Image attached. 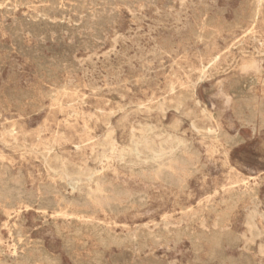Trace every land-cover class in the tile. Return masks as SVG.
<instances>
[{
	"label": "rangeland",
	"instance_id": "obj_1",
	"mask_svg": "<svg viewBox=\"0 0 264 264\" xmlns=\"http://www.w3.org/2000/svg\"><path fill=\"white\" fill-rule=\"evenodd\" d=\"M24 1L0 0V175L10 171L25 193L37 196L50 182L37 149L52 143L51 153L60 160L103 171L121 192L122 208L87 205V215L115 237L103 242L90 230L76 235L80 222L72 226L70 218L36 202L21 205L19 215L0 206V264H25L24 252L34 264H229L233 259L231 264H264V54L253 55L255 46L264 47V0ZM113 11L120 15L112 17ZM72 43L77 46L73 51ZM248 77L257 84L251 87L250 101L240 103L232 89ZM183 89L192 91V98L177 110L169 100ZM202 110L212 116L208 122ZM198 118L200 127L208 124L219 137L199 134L192 127ZM142 127L190 143L192 168L178 182L163 180L150 167L131 170L119 162L118 151L107 152L113 157L108 162L93 160V142L109 143L104 137L108 133L118 150L128 149ZM56 182L69 196L70 188ZM130 195L142 199L128 204ZM216 236L219 243L214 245Z\"/></svg>",
	"mask_w": 264,
	"mask_h": 264
},
{
	"label": "bare ground",
	"instance_id": "obj_2",
	"mask_svg": "<svg viewBox=\"0 0 264 264\" xmlns=\"http://www.w3.org/2000/svg\"><path fill=\"white\" fill-rule=\"evenodd\" d=\"M18 1V0H17ZM22 1V0H21ZM45 1V0H44ZM48 2V0H46ZM45 1V2H46ZM55 1V0H54ZM57 1V0H56ZM98 1V0H97ZM102 1H106V0H101V3ZM112 2V0H110ZM119 1V0H118ZM121 1H124V0H121ZM128 1V0H127ZM127 1H124V3L126 2L127 4ZM137 1V0H135ZM140 1V0H139ZM146 1V0H145ZM151 1V0H150ZM153 1V0H152ZM167 1V0H166ZM174 1V0H173ZM191 1V0H190ZM213 2V0H211ZM216 1V0H215ZM260 1V0H259ZM6 2V1H5ZM13 2V1H12ZM11 2V3H12ZM25 1L23 0V3ZM50 2V1H49ZM53 2V1H52ZM50 3L49 5H52L53 3ZM67 2V1H66ZM73 2L76 3V0ZM72 2V3H73ZM85 1H83V4H84ZM90 2V1H89ZM96 3V1H94ZM117 2V1H116ZM144 2V1H143ZM172 2V0H171ZM196 2V1H195ZM217 2V1H216ZM21 3V2H20ZM61 3V2H59ZM65 3V1H64ZM79 3V2H78ZM76 3V4H78ZM92 5H93V2H90ZM110 3V2H109ZM121 3V2H120ZM122 3V5L124 4ZM132 3V2H131ZM146 3V2H145ZM16 4V3H15ZM69 4V3H67ZM75 4V5H76ZM89 4V5H91ZM114 4V2H113ZM130 4V3H129ZM149 4V3H148ZM172 4V3H171ZM1 5V4H0ZM33 5V4H32ZM66 5V4H65ZM82 5V3H81ZM96 5V4H95ZM94 5V6H95ZM99 5V4H98ZM133 5V4H132ZM132 5H130V8L132 7ZM135 5V4H134ZM139 5V4H138ZM190 5V4H189ZM14 6V5H13ZM38 6V5H36ZM40 6V5H39ZM38 6V8H39ZM59 6V5H58ZM64 6V5H62ZM68 6V5H67ZM78 7V5H76ZM103 6H105V4H103ZM111 6V5H110ZM152 6V5H151ZM170 5H168L169 7ZM194 6V5H193ZM217 6V5H216ZM246 6V5H245ZM5 7V6H4ZM23 7V6H22ZM56 7V6H55ZM54 7V8H55ZM65 7V6H64ZM91 7V6H90ZM89 7V8H90ZM98 7V6H97ZM101 7V6H100ZM106 7H108V4L106 5ZM112 7V6H111ZM111 7H108L109 10ZM128 7V5H127ZM8 8V7H7ZM17 8V7H16ZM51 8V6H50ZM59 8V7H58ZM57 8V9H58ZM71 8V7H70ZM68 8V9H70ZM79 8V7H78ZM82 8V7H80ZM79 8V9H80ZM88 8V9H89ZM105 8V7H104ZM49 9V8H48ZM56 9V10H57ZM64 9V8H63ZM67 9V10H68ZM73 9V7H72ZM75 9V8H74ZM101 9V8H100ZM114 9V8H113ZM117 9H118V5H117ZM132 9V8H131ZM167 9V8H166ZM169 9V8H168ZM194 9V8H193ZM224 9V8H223ZM239 9V8H238ZM102 10H105V9H102ZM134 10V9H132ZM158 10V9H157ZM170 10V9H169ZM172 10V8H171ZM253 10V9H252ZM28 11V10H27ZM47 11V10H46ZM45 12L46 15H49L47 14V12ZM50 12V10H48ZM62 11V10H61ZM69 11V10H68ZM72 11V10H71ZM71 11H69L71 13ZM76 11V10H75ZM80 10H78L79 12ZM91 11V10H90ZM101 11V10H100ZM108 11V9H107ZM106 11V13H107ZM119 11V10H118ZM137 11V10H136ZM142 11V9H141ZM140 11V12H141ZM31 12H34L31 11ZM43 12V13H44ZM56 12V11H55ZM58 12H60L58 10ZM57 12V13H58ZM68 12V13H69ZM83 12V11H81ZM86 12V11H85ZM88 12V11H87ZM95 12V11H94ZM109 12V11H108ZM139 12V13H140ZM156 12V11H155ZM170 12V11H169ZM201 12V11H200ZM37 13V12H36ZM42 13V14H43ZM53 13V12H52ZM62 13V12H61ZM67 13V12H66ZM76 13V12H75ZM74 13V14H75ZM91 13V12H90ZM102 13V12H100ZM99 13V14H100ZM104 13V12H103ZM134 13V12H133ZM165 13V12H164ZM9 14V13H8ZM39 14V13H38ZM44 14V15H45ZM92 14V13H91ZM90 14V16H91ZM111 14V13H109ZM108 14V15H109ZM114 11H113V14L114 15ZM116 14H118L116 12ZM115 14V15H116ZM137 14V13H135ZM146 14V13H145ZM180 14V13H179ZM183 14V13H182ZM234 14H235V11H234ZM34 15V14H33ZM62 15V14H61ZM60 15V16H61ZM80 15V14H79ZM98 15V14H96ZM94 15V17L96 16ZM102 18H103V14H101ZM120 15V14H118ZM129 15V14H127ZM52 16V15H51ZM55 16H58V15H55ZM63 16V15H62ZM65 16V15H64ZM78 16V15H77ZM76 16V17H77ZM93 16V15H92ZM106 16V14H105ZM117 16V15H116ZM131 16H134L133 14ZM140 16V15H139ZM31 17V16H30ZM79 17V16H78ZM88 18H91L89 16H87ZM99 17V16H98ZM113 17V16H112ZM112 17L110 19H112ZM241 17V16H240ZM25 18V17H24ZM28 19V17H26ZM36 18L37 20V17H34V19ZM52 18V17H51ZM54 18V17H53ZM52 18V19H53ZM61 17H59L60 19ZM69 18H70V15H69ZM97 18V17H96ZM107 18V17H106ZM235 18V17H234ZM242 18V17H241ZM16 19V18H15ZM62 19V18H61ZM81 19V18H80ZM100 19V18H99ZM115 20H118L116 19V17L114 18ZM161 19V18H160ZM243 19V18H242ZM252 22H254V19H255V16L252 17ZM13 20V19H12ZM18 20V19H17ZM22 20V18H21ZM64 20V19H63ZM68 20V19H67ZM72 20V19H71ZM82 20V19H81ZM80 20V21H81ZM86 20V19H85ZM91 20V19H90ZM97 20V19H96ZM105 20V19H104ZM109 20V19H107ZM114 20V22H115ZM136 20V19H134ZM6 21V20H4ZM16 21V20H14ZM26 21V20H25ZM24 21V22H25ZM70 21V20H69ZM75 21V20H73ZM79 21V19H78ZM84 21V20H83ZM100 21V20H99ZM98 21V22H99ZM139 21V20H138ZM164 21V19L162 20ZM179 21V20H178ZM181 21V20H180ZM17 22H20V21H17ZM23 22V24H24ZM41 22V21H40ZM76 22V21H75ZM93 22V21H92ZM101 22V21H100ZM105 22V21H104ZM103 22V23H104ZM111 22V21H109ZM165 22V21H164ZM15 23V22H14ZM80 23V22H79ZM87 25V21L84 22L83 24ZM102 23V22H101ZM100 23V24H101ZM168 23V22H167ZM186 23V22H185ZM188 23V22H187ZM22 24V25H23ZM26 24V23H25ZM29 24V23H28ZM27 24V25H28ZM77 24V22L75 23ZM98 24V23H96ZM112 24V23H111ZM190 24V23H189ZM8 25V24H7ZM18 25V23L16 24V26ZM71 25V24H70ZM89 25V24H88ZM95 25V24H94ZM107 25V24H106ZM114 25V24H113ZM162 25V24H161ZM191 25V24H190ZM193 25V24H192ZM9 26V25H8ZM8 26H5L6 28ZM12 26V25H11ZM15 26V27H16ZM25 26V25H24ZM23 26V28H24ZM104 26V24H103ZM102 26V27H103ZM109 26V25H108ZM188 26V25H187ZM2 27V25L0 26ZM14 27V28H15ZM63 27V26H62ZM88 27V26H87ZM95 27V26H94ZM93 27V28H94ZM101 27V26H100ZM149 27V26H148ZM193 27V26H191ZM199 27V26H198ZM13 28V29H14ZM18 28V26L16 27ZM22 28V29H23ZM33 28V27H32ZM32 28H30V30H32ZM91 28V27H90ZM96 28V27H95ZM94 28V29H95ZM106 28V27H105ZM12 29V30H13ZM19 29V28H18ZM28 29V28H27ZM61 29V27H60ZM89 29V28H88ZM92 29V28H91ZM98 30H101L99 29V27L97 28ZM156 29V28H155ZM159 29V28H158ZM157 29V30H158ZM5 30V29H4ZM7 30H9L7 28ZM15 30V29H14ZM17 30V29H16ZM25 30V29H24ZM43 30V29H42ZM67 30V29H66ZM65 32H68L66 31ZM80 30V29H79ZM84 30V29H83ZM87 30V29H86ZM93 30V29H92ZM91 30V31H92ZM200 30V29H199ZM10 31V30H9ZM18 31V30H17ZM34 31V30H33ZM48 31V30H47ZM50 31V30H49ZM48 31V32H49ZM55 31V30H53ZM51 31V32H53ZM85 31V30H84ZM96 31V30H95ZM149 31V30H148ZM21 32V30H20ZM23 32V30H22ZM28 32V31H27ZM39 32V31H36V33ZM50 32V33H51ZM63 32V31H62ZM71 32V31H70ZM97 32V31H96ZM103 33V31H101ZM8 33V32H7ZM11 33L13 34V32L11 31ZM15 33V32H14ZM24 33V32H23ZM87 33V32H86ZM94 33V32H93ZM155 33V32H154ZM18 34V33H17ZM26 34V33H25ZM54 35L57 36V34H55L53 32ZM66 34V33H65ZM68 34V33H67ZM88 34V33H87ZM89 34H90V31H89ZM95 34V33H94ZM97 36H101V34H98L96 33ZM106 34V33H105ZM115 34V33H114ZM113 34V35H114ZM15 34H13L14 36ZM22 35V34H21ZM31 35V33H30ZM34 35V34H33ZM38 35V33H37ZM60 35V34H59ZM58 35V37H59ZM72 35V34H71ZM75 35V34H74ZM78 35V34H77ZM81 35H84L83 33ZM2 36V35H1ZM0 36V38H1ZM19 36V34H18ZM16 36V37H18ZM42 36V34H41ZM39 36V37H41ZM45 36V35H44ZM62 36V35H61ZM85 36V35H84ZM83 36V40L85 39ZM93 36V34H92ZM15 37V38H16ZM27 37V36H26ZM43 37V36H42ZM41 37V38H42ZM47 37V36H46ZM45 37V38H46ZM52 37V36H51ZM73 37V36H72ZM88 37V36H86ZM95 37V36H94ZM20 38V37H19ZM35 38V37H34ZM43 38V39H45ZM70 38V37H69ZM89 38H93V37H90ZM88 38V40H89ZM103 38V37H102ZM2 39V38H1ZM31 39V38H30ZM33 39V38H32ZM43 39H42V42H43ZM48 39V38H47ZM46 39V40H47ZM57 39V37L55 38V40ZM75 39V38H74ZM80 39V38H79ZM87 39V38H86ZM94 39V38H93ZM96 39V38H95ZM94 39V40H95ZM19 40V39H18ZM41 40V39H40ZM39 40V41H40ZM45 40V41H46ZM54 40V41H55ZM62 40V39H61ZM60 40V41H61ZM87 40V41H88ZM99 41L100 38L98 39ZM103 40V39H102ZM15 41V39H14ZM38 41V42H39ZM44 41V42H45ZM86 41V40H84ZM113 41V40H112ZM111 41V42H112ZM69 42V41H68ZM76 42V41H75ZM109 42V41H108ZM166 42V41H165ZM18 43V42H17ZM16 43V44H17ZM41 43V42H40ZM50 43V42H49ZM70 43V42H69ZM74 43V42H73ZM73 43L71 44V51L75 50L76 47H74ZM84 43V42H83ZM99 43V42H98ZM104 43V42H103ZM114 43V42H113ZM124 43V42H123ZM1 44V43H0ZM15 44V42H14ZM42 44V43H41ZM44 44V43H43ZM53 44V43H52ZM60 44V43H59ZM80 44V43H79ZM78 44V45H79ZM88 43H86L87 45ZM93 44V43H92ZM102 44V43H101ZM112 44V43H111ZM115 44V43H114ZM122 44V42H121ZM39 45V43H38ZM64 45V44H63ZM94 45V44H93ZM100 45V44H99ZM104 45V44H103ZM10 46V45H9ZM40 46V45H39ZM70 46V45H68ZM90 48L92 47L91 44H89ZM88 46V47H89ZM102 46V45H101ZM117 46V45H115ZM5 47V46H4ZM8 47V46H7ZM24 47V46H23ZM42 46H40L39 48H41ZM61 47V46H60ZM74 47V49L72 50V48ZM82 47V46H81ZM87 47V46H86ZM113 47V45L111 46ZM164 47V46H163ZM46 48V47H45ZM85 48V47H84ZM3 49V48H2ZM1 49V50H2ZM8 49V48H7ZM13 49H16V46L15 48ZM22 50H24L23 48H20ZM47 49V48H46ZM69 49V50H70ZM83 49V48H82ZM95 49V48H94ZM139 49V48H138ZM26 50H28L26 48ZM33 50V48H32ZM31 50V51H32ZM80 50V49H78ZM127 50V49H126ZM10 55H11V52L9 49H8ZM19 51L17 49V52L19 54ZM31 51H29V53L31 54ZM60 51V50H59ZM58 51V52H59ZM61 51H63V49H61ZM87 52V50H84ZM91 51H94V50H90ZM99 51V50H98ZM22 52V51H20ZM39 52H42V51H39ZM52 52H55V51H52ZM77 52V50H76ZM84 52V53H86ZM29 53H26L27 55H29ZM34 53V52H33ZM66 53V52H65ZM70 53V52H69ZM23 54V53H22ZM54 54V53H53ZM60 54V53H59ZM58 54V55H59ZM67 54V53H66ZM71 54V53H70ZM264 54V47L261 46V47H257L255 46L254 47V52H253V55H262ZM8 55V54H7ZM6 55V56H7ZM40 55V54H39ZM56 55V54H55ZM68 55V54H67ZM95 55V54H94ZM159 55V54H158ZM20 56V54H19ZM32 56V54L30 55ZM35 56H36V53H35ZM34 56V57H35ZM52 56V55H51ZM73 56V55H72ZM9 57V56H8ZM23 57V56H22ZM21 57V58H22ZM33 56L31 58H34ZM43 57V56H41ZM54 57V56H53ZM5 58V56H4ZM26 58V57H24ZM63 58V57H62ZM61 58V59H62ZM28 59V58H27ZM35 59V58H34ZM39 61H40V58H38ZM53 59V58H52ZM65 59V58H63ZM134 59V58H133ZM1 60V59H0ZM36 60V59H35ZM32 61V60H31ZM38 61V62H39ZM56 61V60H55ZM54 61V62H55ZM58 61V60H57ZM64 61V60H63ZM34 62V61H33ZM46 62V61H45ZM53 62V63H54ZM74 62V61H73ZM129 62V61H128ZM215 61L213 60L212 61V65ZM43 63V62H42ZM75 63V62H74ZM127 63V62H125ZM35 64V63H34ZM45 64V63H44ZM47 64V63H46ZM51 64V63H50ZM55 64H58L57 63H54V66ZM64 64V63H63ZM63 64L60 63V65L63 66ZM1 65V64H0ZM48 65V64H47ZM65 65V64H64ZM210 65V66H212ZM250 67H251V64H248ZM14 66V65H13ZM37 66V64H36ZM39 66V65H38ZM58 66V65H57ZM66 66V65H65ZM68 66V65H67ZM127 66V65H126ZM50 67V66H49ZM53 67V66H52ZM61 66H59L60 68ZM82 67V66H81ZM40 68V67H39ZM58 68V67H57ZM58 68V69H59ZM62 68V67H61ZM130 68V67H128ZM15 69V68H14ZM13 69V70H14ZM42 69V68H41ZM39 70V69H38ZM77 71V69H75ZM36 71V70H35ZM47 71V70H46ZM51 71V70H49ZM62 71V70H61ZM66 71V70H64ZM51 73V72H50ZM12 74V73H11ZM14 74V73H13ZM46 74V73H45ZM36 75V74H34ZM40 75V73H39ZM47 75V74H46ZM42 76V75H41ZM1 77V76H0ZM50 77V76H49ZM8 78V76H7ZM10 78V77H9ZM14 79H15V76H14ZM57 79V78H56ZM45 80V79H44ZM30 81V80H29ZM29 81L27 83H29ZM55 81V80H53ZM199 81V80H198ZM4 81H2L3 83ZM8 83V81H6ZM5 82V83H6ZM47 82V81H46ZM6 83V84H7ZM15 83V82H14ZM256 83V80L255 78H251V77H248L246 79H242L240 80L237 84L234 85L233 89H232V92H233V96L236 100H238L240 103H244V102H248L250 101V99L252 98V93H251V87L252 85L254 84L255 85ZM31 84V83H30ZM29 84V85H30ZM257 84V83H256ZM2 85V84H1ZM5 85V84H4ZM15 85V84H14ZM16 87V86H15ZM9 88V87H8ZM7 88V89H8ZM31 88V87H30ZM33 88V87H32ZM30 90V89H29ZM28 90V91H29ZM174 89L172 88L171 91H173ZM8 91V90H7ZM17 91V90H16ZM19 91V90H18ZM17 91V93H18ZM26 92V91H25ZM32 92V91H31ZM9 93V91H8ZM4 94V93H3ZM2 94V95H3ZM22 94V93H21ZM20 94V95H21ZM55 94V93H54ZM5 95H8V94H5ZM14 95V94H13ZM12 95V98L13 99V96ZM27 95V94H25ZM1 96V95H0ZM10 96V95H9ZM8 97V96H7ZM26 97V96H25ZM30 97V96H29ZM21 98V97H20ZM23 98H24V95H23ZM192 98V91H190L189 89H183V90H180L178 93H174V95L170 98L169 100V103H171L172 107H175L177 110H179V108L181 106H183L186 101L188 99ZM10 100V99H9ZM27 100V99H26ZM13 101V100H12ZM20 101V99H19ZM22 101V100H21ZM18 102V101H17ZM20 103V102H19ZM31 103V102H30ZM108 104V103H107ZM164 105H166V101L164 102H161L160 103V108H162ZM20 106V105H19ZM18 106V107H19ZM34 106V105H33ZM142 107V106H141ZM121 110V109H120ZM124 110V109H123ZM122 111V110H121ZM201 114L203 115V121L205 122H208L212 116L210 115V113H208L206 110H202L201 111ZM217 117V116H216ZM201 121V118H198L197 120L195 121H192V127L199 133L201 134L202 136H213L214 138H218L219 135L221 134L219 131H214L212 130V127H210L208 124L207 125H204V126H199L198 125V122ZM246 122V121H245ZM14 128V127H13ZM59 128V127H58ZM63 128V127H62ZM69 128V127H68ZM12 129V128H11ZM61 129V128H59ZM13 130V129H12ZM64 130V129H63ZM166 131V130H165ZM65 132V131H64ZM155 133V129L153 128H150V127H142L141 130L139 131V135L136 136V135H133L132 136V141H131V144L129 146L128 149H121V150H118L116 145L113 143V141L111 140V137H110V134H105L104 137H105V141H109V143H105V142H102L101 140L100 141H95L93 142L90 147H91V153H92V158L95 162L97 163H100L102 164V162L104 160H106L107 162L110 161L113 157H111V155L107 154L108 151H110L111 153H114L115 151H118L119 153V162L123 163L125 166L129 167L131 170H134V171H139V172H143V171H147L146 169H148V167H150V169L153 171L154 174H156L158 177L162 178L163 180L167 181V182H172V183H176L179 181V176L181 174H184L185 172H187L188 170H190L192 167L190 166L189 164V161L187 159V155L188 153L190 152V146L187 144L189 142H185L181 139H178V138H174L172 137L171 135L169 134H164V133H158V134H154ZM13 134V131L9 132V136L12 137L13 139V142L14 143H17V139L12 135ZM114 134V132H113ZM92 140V138L90 139ZM244 140V139H243ZM228 142L230 143H233L231 140H228ZM245 142V141H244ZM190 144V143H189ZM52 143H47L44 145V147L42 149H37L38 153L41 154V157L43 159V162H44V165L48 171V176L50 178V182H48L47 184L43 185L40 189V192L37 196H34L30 193H25L24 189H23V184L21 181L19 180H16L12 177V175L10 174V171L8 170H5V172L3 173V175H0V206L4 209V210H7V211H14L17 215H19L20 211H18V209H20L21 205H24L25 208L29 207V204L31 203H34L36 202L39 206V208H42L43 210H46V209H51L52 210V213L53 214H56V215H61L63 217H68L70 218L71 222L70 224L73 226L76 222H80V226L79 227H75L74 229V232L75 234H80L81 232H84V230H90L92 232V234L98 239V240H101L103 242H107V241H111V240H115V237L113 236V234L111 232H109L108 230L106 229H103L101 226H99L98 224L94 223L95 219L93 216H89L87 215V205L92 203L93 205L95 206H99V207H102V208H105L109 211H117L119 210L120 208H122V204H121V199H120V195H121V192L118 191V189L114 188L111 183L109 182V180L105 177V175L103 174V171H96V170H92L90 169L86 164H82L80 166H76V165H73V164H70L69 162L67 161H64V160H60L61 158L58 157L57 155L55 154H52L51 151H52ZM192 153V152H191ZM12 170V169H11ZM102 170H104V167H102ZM56 179H58L60 182H62L64 184V187H68L70 188L71 190V193L69 194V196L63 194L62 192H60V189L58 188L57 186V182H56ZM251 179V178H250ZM51 195L52 198H51ZM140 199H142V196L138 195H130L128 196V199H127V203L128 204H132V203H135V202H138ZM212 208V206H211ZM75 209V210H73ZM10 219V217H9ZM185 219V218H184ZM164 222V221H163ZM247 222V221H246ZM181 223V222H180ZM202 223V222H201ZM145 225V224H144ZM201 225V224H200ZM213 226V225H212ZM57 227V226H55ZM244 227V226H243ZM249 228V227H248ZM247 229V228H246ZM56 231V229H55ZM58 231V230H57ZM226 232V231H225ZM224 232V233H225ZM230 232V231H229ZM250 232V230L248 229V233ZM19 233V230L17 228H15V234H18ZM223 233V231H222ZM234 233V232H233ZM57 234V233H56ZM60 234V233H59ZM182 234V233H181ZM235 234V233H234ZM243 234V233H242ZM20 235V234H18ZM16 235V236H18ZM232 235V234H231ZM236 235V234H235ZM245 235V234H244ZM251 235V234H250ZM116 236V235H115ZM120 236V235H119ZM211 236V235H210ZM249 236V235H248ZM226 237V235H225ZM238 237V236H237ZM251 237V236H250ZM228 238V236H227ZM231 238V237H230ZM233 238V237H232ZM215 244L214 245H217L219 243V240H218V237L216 236L215 238ZM221 239V238H220ZM238 239V238H237ZM242 239V238H241ZM70 240V239H69ZM145 240V239H144ZM227 240V239H226ZM16 241V240H15ZM177 241V240H176ZM222 241V240H221ZM220 241V242H221ZM230 241V240H229ZM228 241V242H229ZM42 242V241H41ZM69 244H68V247L69 248H72L73 247V243L71 241H68ZM66 242V245L67 243ZM226 242V241H225ZM35 243V242H34ZM37 243V242H36ZM40 243V241H39ZM237 243V241H236ZM260 243V242H259ZM228 243H226L227 245ZM248 244V243H247ZM115 245V244H114ZM175 245V244H174ZM223 245V243H222ZM229 245V244H228ZM86 246V245H85ZM138 246V245H137ZM169 246V244H168ZM22 247V246H21ZM106 247V246H105ZM194 247V246H193ZM228 247V246H227ZM249 247V246H248ZM247 247V248H248ZM260 247V246H259ZM66 248V246H65ZM68 248V249H69ZM211 248V247H210ZM209 248V249H210ZM220 248V247H219ZM229 248V247H228ZM20 249V248H19ZM26 249V248H25ZM41 249V247H40ZM43 249V248H42ZM197 249V248H195ZM233 249V248H232ZM249 249V248H248ZM260 249V248H259ZM31 251H37L38 249L37 248H32V249H29ZM168 250V249H167ZM194 250V249H193ZM204 250V249H203ZM208 250V249H207ZM242 250V249H241ZM253 250V249H252ZM219 251V249H218ZM222 251V250H220ZM239 251V249H238ZM244 251V250H243ZM257 251V250H256ZM259 251V250H258ZM22 252V251H21ZM102 252V251H101ZM129 252V251H128ZM226 252V251H225ZM38 253V252H37ZM46 253V252H44ZM131 253V252H130ZM193 253V252H192ZM252 253V252H251ZM260 253V252H259ZM14 254V253H13ZM127 254V253H125ZM124 256H127L125 255ZM129 254V253H128ZM132 254V253H131ZM130 254V255H131ZM213 254V253H212ZM247 254V253H246ZM261 254V253H260ZM22 258L24 260V263L25 264H34V259L32 258V255L30 254H27V253H22ZM97 255V254H96ZM118 255V254H117ZM133 255H134V252H133ZM136 255H138V253H136ZM216 255V254H215ZM221 255V254H220ZM226 255V254H225ZM259 255V254H258ZM120 257H122L121 255H119ZM13 257V256H12ZM19 257V256H18ZM119 257V258H120ZM131 257V256H130ZM212 257V256H211ZM222 257V256H221ZM238 257V255H237ZM240 257V256H239ZM244 257V256H243ZM15 258V257H14ZM13 258V259H14ZM20 258V257H19ZM58 258V257H57ZM55 258V259H57ZM98 258V257H97ZM138 258V257H137ZM195 258V256H194ZM197 258V257H196ZM213 258V257H212ZM21 259V258H20ZM41 259V258H40ZM43 260H46L48 262H50L51 259H49L46 255L43 256L42 258ZM71 259V258H70ZM94 259V258H93ZM115 259V258H114ZM126 258H124L125 260ZM143 259V258H142ZM153 259V258H152ZM151 259V260H152ZM155 259V258H154ZM153 259V260H154ZM209 259V258H207ZM213 259H216L213 258ZM223 259V258H222ZM228 259V258H227ZM15 260V259H14ZM117 260V259H116ZM128 260H131V259H128ZM231 260V259H230ZM234 260V259H233ZM233 260L229 263H233ZM39 261V260H38ZM121 261V259H120ZM133 261V260H132ZM154 261H157V259H155ZM196 261V260H195ZM210 261V260H209ZM215 261V260H214ZM222 261V260H221ZM225 261V260H223ZM244 261V260H243ZM247 261V260H246ZM244 261L245 263L244 264H250L248 261L246 262ZM8 262V261H7ZM13 262V261H12ZM134 262V261H133ZM136 262V261H135ZM145 262H149V261H145ZM211 262V261H210ZM261 262V261H260ZM2 263V262H1ZM128 263V262H127ZM137 263V262H136ZM134 263V264H136ZM151 263V262H150ZM149 263V264H150ZM170 263V262H169ZM168 263V264H169ZM187 263H190V262H187ZM54 264V263H53ZM141 264V263H140ZM213 264V263H212ZM257 264V263H256Z\"/></svg>",
	"mask_w": 264,
	"mask_h": 264
}]
</instances>
